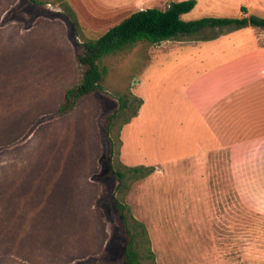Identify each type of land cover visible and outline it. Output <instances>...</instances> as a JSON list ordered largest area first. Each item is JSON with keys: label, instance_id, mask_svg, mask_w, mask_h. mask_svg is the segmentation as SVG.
I'll list each match as a JSON object with an SVG mask.
<instances>
[{"label": "rangeland", "instance_id": "1", "mask_svg": "<svg viewBox=\"0 0 264 264\" xmlns=\"http://www.w3.org/2000/svg\"><path fill=\"white\" fill-rule=\"evenodd\" d=\"M41 1L0 0V264L120 260L128 241L114 201L143 264L138 223L156 264H264V214L239 201L231 179L236 126L201 125L180 97L198 70L221 60L259 48L264 65V29L206 28L111 54L100 66L102 91L59 117L56 105L80 81L81 42L137 11L185 0ZM195 1L182 20L237 18L241 7L264 18V0ZM124 100L111 149L100 119ZM137 166L151 173L111 175ZM53 177L69 186L60 195Z\"/></svg>", "mask_w": 264, "mask_h": 264}, {"label": "trees", "instance_id": "2", "mask_svg": "<svg viewBox=\"0 0 264 264\" xmlns=\"http://www.w3.org/2000/svg\"><path fill=\"white\" fill-rule=\"evenodd\" d=\"M29 2L37 6L43 4L41 0H29ZM195 6V0H185L172 2L164 10L157 8L140 10L108 29L98 39L81 42L76 53V61L80 69V81L64 92L63 98L56 105L54 113L59 117L68 116L77 109L82 100L101 92L102 71L100 66L103 58L123 51L137 43L159 44L178 37L193 36L206 28L233 27L234 29H245L252 27L264 29V18L255 15L246 16L248 11L245 7H241V16L237 18L182 20V16L190 13ZM64 10L69 13L71 18H74V13L70 9L64 7ZM139 103L141 106L142 103ZM127 105L128 100H124L123 104L112 114L105 115L100 119L104 139L111 149L113 148L110 137L112 125ZM140 106H137V108H140ZM128 121L126 120V122ZM151 170L147 167L137 166L126 168L123 172L112 171L111 175H115L118 181L122 182L128 173L132 172L144 177L151 173ZM49 182L51 183L49 188L59 193V195L69 187L64 179L57 184L58 181L53 177ZM114 202L115 209L119 213L121 223L124 226V236L128 241L124 254L120 260H93L84 264H143L134 246V235L127 226L123 215L125 207L116 201ZM138 228L140 229L139 235L145 256L150 264H156L148 231L142 223H138Z\"/></svg>", "mask_w": 264, "mask_h": 264}, {"label": "crops", "instance_id": "3", "mask_svg": "<svg viewBox=\"0 0 264 264\" xmlns=\"http://www.w3.org/2000/svg\"><path fill=\"white\" fill-rule=\"evenodd\" d=\"M261 52L263 49L258 48L247 56L228 58L198 70L183 86L180 97L201 125L224 118L236 126L231 134L237 140L227 147L233 187L247 209L264 214V65L258 57ZM196 58L201 62L210 59ZM241 135L247 137L238 139Z\"/></svg>", "mask_w": 264, "mask_h": 264}]
</instances>
